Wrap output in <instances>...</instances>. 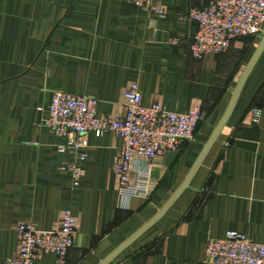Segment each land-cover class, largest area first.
<instances>
[{"label":"crops","instance_id":"crops-1","mask_svg":"<svg viewBox=\"0 0 264 264\" xmlns=\"http://www.w3.org/2000/svg\"><path fill=\"white\" fill-rule=\"evenodd\" d=\"M201 4L156 0L166 14L155 16L130 0H0V264L18 251V224L51 230L65 209L78 218L66 264H99L183 183L261 42L239 37L226 52L195 58L189 13ZM133 83L144 105L201 110L203 119L193 140L152 162L151 197L122 205L113 169L122 140L88 134L75 184L62 166L77 160L44 122L56 91L95 98L99 115L122 117ZM229 231L264 242V51L190 187L111 264H206L209 239ZM36 264L59 261L38 253Z\"/></svg>","mask_w":264,"mask_h":264},{"label":"built area","instance_id":"built-area-1","mask_svg":"<svg viewBox=\"0 0 264 264\" xmlns=\"http://www.w3.org/2000/svg\"><path fill=\"white\" fill-rule=\"evenodd\" d=\"M155 16L166 10L156 0H130ZM189 18L198 24L191 45L197 59L226 52L232 41L245 36L264 35V0H202ZM177 43V40H173ZM125 112L122 117L99 115V100L65 91H56L49 106L45 125L65 142L60 146L71 152L77 162L65 164L62 170H72L75 184L81 178L79 163L88 158L87 135L99 136L113 132L122 140L120 156L113 165L118 178V193L124 202L132 198L148 200L154 187L152 162L168 152H178L193 140L203 119L201 110L173 112L161 102L144 105L138 84L124 92ZM256 119L260 110L254 109ZM79 162V163H78ZM19 248L4 264H36L38 253H54L59 264H66L69 250L75 245L78 218L65 209L55 227L42 230L31 222L18 224ZM206 264H264V242H254L245 234L229 231L224 237L210 238Z\"/></svg>","mask_w":264,"mask_h":264},{"label":"water","instance_id":"water-1","mask_svg":"<svg viewBox=\"0 0 264 264\" xmlns=\"http://www.w3.org/2000/svg\"><path fill=\"white\" fill-rule=\"evenodd\" d=\"M264 51V35L261 37V42L254 53L252 59L250 60L249 64L247 65L244 73L242 74L235 91L233 93L232 99L230 104L220 120L219 124L216 126L215 130L213 131L211 137L209 138L208 142L205 144L202 152L198 156L197 160L195 161L194 165L192 166L191 170L187 174L183 183L179 186L176 192L170 197V199L164 204V206L158 211V213L151 218L147 223H145L139 230H137L132 236H130L125 242H123L119 247H117L112 253H110L106 258L101 260L99 264H111L128 246H130L135 240H137L143 233H145L149 228H151L155 223H157L172 207V205L176 202V200L181 196V194L190 187L192 179L202 166L204 160L208 156L210 150L216 143L219 135L221 134L222 130L224 129L225 125L227 124L236 103L240 97V94L243 90V87L252 72L254 66L256 65L259 57L261 56L262 52Z\"/></svg>","mask_w":264,"mask_h":264}]
</instances>
